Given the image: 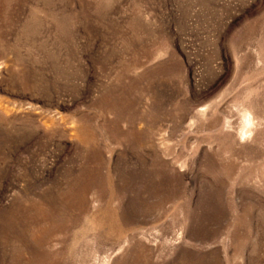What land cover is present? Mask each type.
I'll return each mask as SVG.
<instances>
[{
    "label": "rangeland",
    "instance_id": "374dc122",
    "mask_svg": "<svg viewBox=\"0 0 264 264\" xmlns=\"http://www.w3.org/2000/svg\"><path fill=\"white\" fill-rule=\"evenodd\" d=\"M0 264H264V0H0Z\"/></svg>",
    "mask_w": 264,
    "mask_h": 264
}]
</instances>
